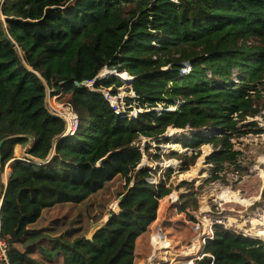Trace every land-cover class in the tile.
Instances as JSON below:
<instances>
[{"label":"trees","instance_id":"16d2710c","mask_svg":"<svg viewBox=\"0 0 264 264\" xmlns=\"http://www.w3.org/2000/svg\"><path fill=\"white\" fill-rule=\"evenodd\" d=\"M185 63L191 64L188 74H182ZM106 67L123 80L137 77L135 98H127L144 110L136 118L116 113L101 92L117 83L114 75L98 78ZM94 81V90L76 86ZM48 88L69 97L80 119L74 136L62 137L66 123L49 111ZM263 112L264 0H0V144L8 139L0 150V177L30 136L34 159L47 160L55 147L52 163L17 161L7 186L0 180V232L11 264H44L32 259L28 246L35 240L27 235L45 210L57 206L74 208L66 232L50 240L64 264H134L137 240L173 190L171 170L150 182L158 171L142 166L152 153L149 143L141 150V139L159 144L169 129L218 130L178 141L185 148L213 146L208 182H216L227 165L245 175L232 141L242 135L241 123ZM171 156L182 160L183 171L198 160ZM117 178L125 183L121 211H111L88 239L89 218H103L91 210L98 214L99 195ZM180 186L189 192L181 196L179 212L194 221L198 192L191 183ZM213 232L195 264H264L263 239L221 224ZM21 242L24 251L17 247Z\"/></svg>","mask_w":264,"mask_h":264},{"label":"rangeland","instance_id":"374dc122","mask_svg":"<svg viewBox=\"0 0 264 264\" xmlns=\"http://www.w3.org/2000/svg\"><path fill=\"white\" fill-rule=\"evenodd\" d=\"M173 1L177 2V0ZM119 73L120 72L117 70H112L108 67L101 71L99 74L100 79L108 80L110 76L114 75L117 82L112 85L111 88L103 89V93L107 96L115 92V95L112 94L111 96L116 98V104H119L121 109H123L122 111L127 112L129 116L133 115L132 118H136L144 110L140 109L138 103L135 101H133L132 104L127 102V98H135L133 93L135 83L133 82L137 81V77L128 72L131 74L132 80H130L128 76H125L124 81L123 78L119 77ZM232 79L234 83H239L236 74H233ZM88 86L93 87L92 84H88ZM68 98V96L60 93L59 89L48 88L47 105L49 111L57 117L64 118L65 114L70 115L72 109L74 116L79 118L77 113L73 110V107L69 104ZM130 107H132V109H129ZM163 109V106L160 105L156 110L161 112ZM251 124H256V126H250ZM243 125H247L248 127H242ZM239 127L242 128V135L234 138L232 142L235 145V150L240 152L239 164L246 168L245 175L236 173L235 166L227 165L226 170L221 175L223 180L211 183L208 182V180L213 175L214 166L207 163V158L214 152L213 146L206 144L201 148L192 149L185 148L182 144L178 143V141L184 138L190 139L194 134L211 137L217 134L218 130L205 128L200 131H195L188 128L182 130L183 132L180 133L181 131L178 132L179 130L177 131V129H169L167 133L159 139V144H157V140L155 139H141L140 144L145 147L146 143H149L151 148L150 152L152 153L151 155L146 154L148 160L145 161V157L142 166L152 167L153 170L156 169L158 171L156 177L150 180L152 182L155 180L159 182V177L164 176L171 170L172 173L170 174L171 178L169 183L173 186L172 193L161 200L157 220L149 227L144 236L139 239L145 240L142 246L143 250H145L146 240H152L154 234L163 235L167 240L172 241V247L174 248L176 246L181 250L178 253L193 246L194 242H198V239L202 241V246L204 247L205 243H203L202 239V234L206 231L204 221L223 224L227 229L242 234L247 233L251 237H258L264 240V237L256 233L254 230L255 225L252 223L254 219H259L264 213V131L262 134L251 133V130L256 128H262L264 130V115L256 118H248L241 123ZM33 143L34 141L29 138L27 143L19 145L15 150V158H31L36 163L40 162V160L34 159L28 154ZM171 153H177L178 156L198 155V160L188 171H183L182 160H180L179 157L171 156ZM155 155H159L160 160L155 161L153 159ZM11 161L6 165L3 173H5V170L8 168L11 169ZM170 162L172 163L167 165ZM48 163H52V159ZM7 175L10 177L11 173ZM183 182L191 183L194 191L198 192L199 209L196 212H191L196 218L194 221L189 220L186 214L179 212V207L181 205L180 198L182 195L189 192L186 186H180ZM124 185V180L117 178L109 185L103 194L99 195L96 201L98 204V214H94L96 209H94V207L91 210V214H93L94 217H100L102 215L103 218L98 223L91 221L89 218V224L87 223L86 227L88 238H92L93 232L91 229L94 226L105 224L110 217V212H115L117 210V204L121 199L120 195L124 192ZM217 189H228L233 193H239V195L245 199L257 200L250 206L238 204L237 202L226 203L212 196L215 192L214 190ZM198 225L200 229L196 230ZM201 255L202 253L200 252L196 258H200ZM185 257L189 258L187 255Z\"/></svg>","mask_w":264,"mask_h":264},{"label":"crops","instance_id":"0c3cea01","mask_svg":"<svg viewBox=\"0 0 264 264\" xmlns=\"http://www.w3.org/2000/svg\"><path fill=\"white\" fill-rule=\"evenodd\" d=\"M14 160V161H13ZM11 161V166H13L17 160L13 159ZM12 168V167H11ZM10 170V171H9ZM5 173H11V169L8 168L5 170ZM5 173L1 174L0 180L2 183L7 186L8 184V177H6ZM3 194L0 196V207L2 209L3 206ZM73 209L70 206L61 207L57 206L49 210H45L41 219L31 226V230L27 235L28 240H35L33 243L29 244L28 251L32 259L37 262L44 263V264H64L63 263V256L61 253L55 252V247L52 245L50 240L52 238L61 236L66 232L68 229V222L72 221L74 218ZM39 236L35 239H29L32 235ZM142 235L141 237H143ZM156 238V237H155ZM140 239V238H139ZM137 240L136 250H135V263L134 264H155V250L156 247L153 245V240H146L145 242V250L142 249L143 243L145 240ZM172 245V241L167 240L165 245L167 246L168 256L172 258L173 252H179L176 246L170 248V243ZM173 246V245H172ZM21 251L25 250L24 243H19L17 246ZM170 248V249H169ZM198 249V248H197ZM185 254H180L178 258H187ZM195 259L193 260L194 263ZM190 264V261L186 262ZM195 264V263H194Z\"/></svg>","mask_w":264,"mask_h":264},{"label":"built area","instance_id":"2783aa9c","mask_svg":"<svg viewBox=\"0 0 264 264\" xmlns=\"http://www.w3.org/2000/svg\"><path fill=\"white\" fill-rule=\"evenodd\" d=\"M191 71V64L190 63H185L184 64V67L182 69V74H188L189 72ZM99 78V76H98ZM100 79V78H99ZM95 81L94 82H91V83H88V84H92L94 85ZM87 84V85H88ZM92 90H94L93 87H90ZM101 92L103 93V90H101ZM104 94V93H103ZM112 95V93H111ZM111 95H105L106 99L112 104V107L114 108V110L116 111V113H119L121 114L123 109H121V107L119 106V104L117 105L116 102V98H113ZM135 95V94H134ZM181 105L180 102H178L177 106L175 107H170L168 108L167 110L168 111H172V110H176L178 108V106ZM264 115V112L263 114ZM133 116V115H132ZM130 116V117H132ZM59 117V116H58ZM61 118V117H59ZM65 123H66V130H65V133L63 134L62 137H70V136H74L79 128H80V124H79V118H77L76 116H74L73 112H72V109H71V113L70 115H66L65 114V117L64 118H61ZM141 147V150L144 152V146L141 144L140 145ZM146 156H144L145 158ZM17 161H25V162H30V163H36L33 159L31 158H22V157H19L16 159ZM147 157L145 158V161H147ZM6 177L9 178V176L6 174L5 175ZM151 183H154V184H157L158 182L155 180V181H151ZM1 207H0V227H1ZM215 223H210L209 224V228H208V231L205 232L203 235V243L206 244L207 240L208 239H213L214 237V232H213V226H214ZM223 225V224H222ZM225 226V225H224ZM226 228V227H225ZM200 229V226L198 225L196 227V230H199ZM227 229V228H226ZM236 232V231H235ZM239 234H242L240 232H237ZM242 235L244 236H249L247 233H243ZM163 236V235H161ZM204 244V246H205ZM157 250H155V259H156V262L155 264H173V261H174V258H170L168 256V252H167V249H161L160 247H156ZM203 252V250L201 251V253ZM197 258H195L196 260ZM200 259V258H198ZM197 259V260H198ZM186 260V259H185ZM183 261V260H182ZM0 264H11L10 262V259H9V247H8V244L7 242L5 241V239L2 238L1 236V232H0Z\"/></svg>","mask_w":264,"mask_h":264},{"label":"bare ground","instance_id":"6f19581e","mask_svg":"<svg viewBox=\"0 0 264 264\" xmlns=\"http://www.w3.org/2000/svg\"><path fill=\"white\" fill-rule=\"evenodd\" d=\"M178 132H180V131H178ZM182 132H180V133H182ZM171 163L172 162L168 163L167 165H169ZM214 191L215 192L213 194L211 193L212 196L216 197L217 200H219V201L221 200V201H224L226 203L237 202L238 204L240 203V204L245 205V206H250V205L254 204L255 201L257 200V199H245V198L241 197L239 195V193L238 194L237 193H233L232 191H229L228 189H223V190L222 189H217V190H214ZM219 203H221V202H219ZM252 223L255 225L254 226V230L256 231V233L259 236L264 237V213L261 215V217L259 219H254L252 221ZM204 224L206 226V228H205L206 231L205 232H207L210 223L207 222V221H204ZM152 240H153L154 247H160L162 250L163 249H167V246L165 245V242L167 241V238H165L164 236H161L160 234H154L153 237H152ZM171 247H172V245L170 243V248ZM202 250H203L202 241H200L198 239L197 243L194 242L193 246H191L188 249L186 248L185 251L183 250L181 253L173 252V256H172L174 258L173 264H188L186 262H188V260L195 259ZM180 254H185L189 258H181V257L178 258Z\"/></svg>","mask_w":264,"mask_h":264},{"label":"water","instance_id":"95a60500","mask_svg":"<svg viewBox=\"0 0 264 264\" xmlns=\"http://www.w3.org/2000/svg\"><path fill=\"white\" fill-rule=\"evenodd\" d=\"M88 84V82H83V83H79V82H77L76 83V86H78V87H80V86H86ZM31 140H33L34 141V137L33 136H30L29 137ZM62 138V137H61ZM8 140V139H7ZM7 140H4V141H2L1 142V144H0V150H1V146L7 141ZM54 153H55V147L53 148V150H52V153L50 154V156L48 157V159L47 160H45V161H40V162H37V163H35V164H37V165H46V164H50V163H48L51 159L53 160V156H54ZM1 159H2V154H1V151H0V165H1ZM17 158H15V160H16ZM104 160L105 159H102V160H100L99 161V165H101L103 162H104ZM14 161V160H13ZM11 176V175H10ZM122 199H123V197H121V199L119 200V203L117 204V210L115 211L116 213H119L120 211H121V208H120V202L122 201ZM110 217H111V215H110ZM108 221V220H107ZM103 227V224H100V225H97V226H94L92 229H91V231L93 232V236L95 235V233L96 232H98L101 228ZM92 236V237H93ZM88 239H92V238H88ZM205 247V246H204ZM204 247H203V250H204Z\"/></svg>","mask_w":264,"mask_h":264}]
</instances>
